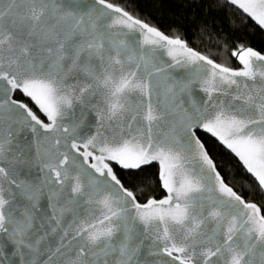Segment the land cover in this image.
<instances>
[{"label": "snow or ice", "instance_id": "snow-or-ice-1", "mask_svg": "<svg viewBox=\"0 0 264 264\" xmlns=\"http://www.w3.org/2000/svg\"><path fill=\"white\" fill-rule=\"evenodd\" d=\"M192 6L0 0V264H264V0Z\"/></svg>", "mask_w": 264, "mask_h": 264}, {"label": "trees", "instance_id": "trees-1", "mask_svg": "<svg viewBox=\"0 0 264 264\" xmlns=\"http://www.w3.org/2000/svg\"><path fill=\"white\" fill-rule=\"evenodd\" d=\"M110 2L118 3L133 15H139V18L148 21L149 23L157 24L162 29L167 30L169 25L183 20V27L188 28V22L195 16L198 20L207 18L209 20H219L220 16L213 12L206 15V11H197L192 6L193 0H110ZM174 35L175 33H169ZM191 35V32H189ZM247 42L261 52H264V34L260 32L249 31L247 35ZM199 43V42H195ZM221 62L229 63L230 66L238 67L235 58L229 60L226 56L220 57ZM209 144L213 141L209 140ZM212 156L218 163H227L225 153L219 149V146H214L211 149ZM227 172V169H225Z\"/></svg>", "mask_w": 264, "mask_h": 264}, {"label": "water", "instance_id": "water-1", "mask_svg": "<svg viewBox=\"0 0 264 264\" xmlns=\"http://www.w3.org/2000/svg\"><path fill=\"white\" fill-rule=\"evenodd\" d=\"M238 65V62H236ZM239 66V65H238ZM91 119V118H90ZM6 252L9 253L7 264H14L15 258L10 255V249H6Z\"/></svg>", "mask_w": 264, "mask_h": 264}]
</instances>
